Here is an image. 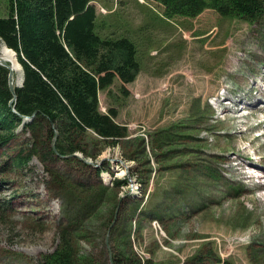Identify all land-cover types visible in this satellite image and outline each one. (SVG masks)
Instances as JSON below:
<instances>
[{
	"label": "rangeland",
	"instance_id": "obj_1",
	"mask_svg": "<svg viewBox=\"0 0 264 264\" xmlns=\"http://www.w3.org/2000/svg\"><path fill=\"white\" fill-rule=\"evenodd\" d=\"M91 3L101 37H125L137 48L135 80H116L98 94L101 112L115 109L128 137L95 162L78 154L102 164L99 175L62 161L47 165L61 189L37 155L8 164L31 137L20 126L0 149V264H37L64 226L100 264L133 250L150 264H216L203 258L208 250L233 264H264V178L235 166L243 150L264 167V113L239 111L264 77V15L250 24L209 8L166 20L153 0ZM7 11L0 0V18ZM68 184L84 190L70 200ZM110 203L109 217L101 211Z\"/></svg>",
	"mask_w": 264,
	"mask_h": 264
},
{
	"label": "trees",
	"instance_id": "obj_2",
	"mask_svg": "<svg viewBox=\"0 0 264 264\" xmlns=\"http://www.w3.org/2000/svg\"><path fill=\"white\" fill-rule=\"evenodd\" d=\"M153 1L166 20L195 18L209 8L223 18L244 19L250 24L264 15V0ZM7 10L6 16L0 18V40L15 52L23 70V84L15 87V101L10 105L13 94L7 81L9 70L0 65V149L16 140L24 117H32L21 127V132L30 134L31 144L26 143V149L7 163L21 166L37 155L53 184L61 189L64 181L47 165L62 161L99 175L105 170L102 164L95 168L73 154L95 162L105 148L115 147L128 137L127 126L115 120V109L101 112L98 94L116 80L122 86L135 80L140 70L135 43L125 37H101L96 31L97 13L91 0H7ZM254 86L256 93H248L240 100L244 105L239 111H248L250 116L264 113V100L258 99L264 90V77ZM227 99L230 98L221 100V105ZM238 152L237 169L253 168L264 178L263 162L243 150ZM247 177L261 180L249 171ZM115 184L126 186L127 182L115 180ZM81 188L67 185L70 200L74 193L84 190ZM115 206L110 203L101 213L110 217ZM57 234L55 250L37 264H100L96 255L81 253V235L74 236L72 227L58 228ZM130 244L128 237L125 247L133 250ZM203 254V258L216 264H233L210 250ZM121 255L112 257L113 264H150V259L140 258L134 250Z\"/></svg>",
	"mask_w": 264,
	"mask_h": 264
},
{
	"label": "bare ground",
	"instance_id": "obj_3",
	"mask_svg": "<svg viewBox=\"0 0 264 264\" xmlns=\"http://www.w3.org/2000/svg\"><path fill=\"white\" fill-rule=\"evenodd\" d=\"M0 57L6 60V62L12 66V73H13V78L15 79V83L16 85H20L22 79V67L17 60L15 52L9 49L8 47H6L4 44H2L0 50ZM263 98H264V90L258 96V99L260 100H264ZM249 173L254 175L256 178L263 179L261 177V174L253 168L249 169Z\"/></svg>",
	"mask_w": 264,
	"mask_h": 264
},
{
	"label": "water",
	"instance_id": "obj_4",
	"mask_svg": "<svg viewBox=\"0 0 264 264\" xmlns=\"http://www.w3.org/2000/svg\"><path fill=\"white\" fill-rule=\"evenodd\" d=\"M6 46V45H5ZM12 50V49H11ZM0 64L7 67L9 70L8 73V85L11 93L13 94V99L10 101V105L13 104L15 101V87H21L23 84V70H22V79L20 85L13 86V73H12V66L6 62L3 58L0 57ZM32 117H24L23 122L21 123V126L24 125L25 122L30 121ZM73 156H77L78 158H81L77 153L73 154ZM88 164H92L90 162H87ZM93 165V164H92ZM93 167L98 168V164H94Z\"/></svg>",
	"mask_w": 264,
	"mask_h": 264
}]
</instances>
